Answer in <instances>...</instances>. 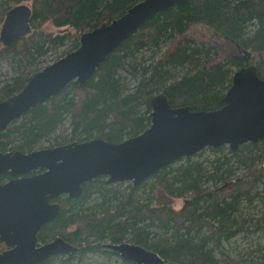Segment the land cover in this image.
Masks as SVG:
<instances>
[{"label": "trees", "instance_id": "obj_1", "mask_svg": "<svg viewBox=\"0 0 264 264\" xmlns=\"http://www.w3.org/2000/svg\"><path fill=\"white\" fill-rule=\"evenodd\" d=\"M24 1L31 2L32 31L11 46L3 45L0 60L9 58L21 67L29 66V70L0 90V100L26 85L39 69L34 67L36 58L70 42L65 54L75 50L84 32L111 22L142 0H0V27L7 12ZM46 23L68 29L49 33L43 28ZM194 23L210 28L215 39L203 43L179 39ZM166 43L172 44L170 48L147 63L144 51L155 48V53ZM231 46L236 51H250L254 58H235L228 51ZM222 47L226 53L221 54L220 61L203 66L204 59L220 56ZM249 64H256L264 78V0H189L184 5H173L123 40L86 85L72 81L59 94L13 121L0 133V149L29 152L96 137L120 142L150 126V100L158 92L165 93L173 107L218 109L232 84V67ZM66 120L71 123L69 138L42 146ZM260 146L264 148V139L247 142L211 160L184 157L137 186L130 181L111 184L104 176L96 177L84 184L81 197L57 198L62 210L40 229L39 240L46 242L59 234L76 244L78 250L62 254L66 262L87 253L120 255L108 244L128 240L156 251L170 264H220L223 242L247 228V221L257 227L251 216L254 213L245 209L255 204V196L264 211V193L255 190L264 182ZM225 148L210 146L197 154L223 152ZM239 167L247 169L246 175L234 178ZM6 179L9 176L0 175V181ZM210 180L221 186H207ZM149 184L184 198L183 205L176 209L163 202L152 204L153 196L145 200L150 191L142 187ZM93 196L97 200L90 204ZM0 244L1 252L6 246ZM58 256L39 264H54Z\"/></svg>", "mask_w": 264, "mask_h": 264}, {"label": "water", "instance_id": "obj_2", "mask_svg": "<svg viewBox=\"0 0 264 264\" xmlns=\"http://www.w3.org/2000/svg\"><path fill=\"white\" fill-rule=\"evenodd\" d=\"M189 0H142L120 17L81 35L80 45L36 72L16 94L0 100V133L37 104L57 95L72 81L86 85L96 69L123 40L157 13ZM32 8L12 7L1 28L0 40L11 46L32 31ZM246 52L244 60L250 59ZM215 110L173 107L163 92L150 100V126L120 142L104 138L73 141L23 152L0 149V264H39L78 247L57 235L41 242L40 229L53 221L62 204L57 198H78L83 186L104 176L109 183L133 181L139 185L163 167L223 144L237 150L241 144L264 139V78L255 64L237 69L232 84ZM135 264H170L156 251L123 241L108 244Z\"/></svg>", "mask_w": 264, "mask_h": 264}, {"label": "rangeland", "instance_id": "obj_3", "mask_svg": "<svg viewBox=\"0 0 264 264\" xmlns=\"http://www.w3.org/2000/svg\"><path fill=\"white\" fill-rule=\"evenodd\" d=\"M23 3L31 5L30 1H24ZM1 28H2V25L0 27V35H1ZM43 28L47 32L53 33V34H57V33H60L68 29V27H61V28L56 27L51 23L44 24ZM178 38L179 39L190 38L191 40L199 42V43L209 42L215 39L213 37V32L210 28H208L207 26L203 24H198V23L192 24L189 27L187 33L185 35L178 36ZM220 44L222 45V43ZM3 45L4 44L0 40V48H2ZM71 45L72 43L70 42L64 47H60L56 50L49 51L45 56L36 58L34 67L39 68L38 71H41L46 66L52 64L53 62L57 61L58 59L68 54V53L65 54V52H66V49L70 48ZM171 45L172 44H167V43L162 44L160 48L157 49V51H155V53L153 51L155 48H152V50L144 51V57L145 59H147V63H150L151 61H153V59L157 60L158 58H160L166 52V50L170 48ZM228 51H230L231 54H234L235 58L239 60L240 59L243 60L246 57L244 52L236 51V49L233 48L232 46L230 47ZM225 53H226V49H223L222 47L220 56L204 59L203 66H208L214 62L220 61L221 54H225ZM232 68H233V74H234V72L237 70V67L234 66ZM28 70H29V66L21 67L16 63V61H13L5 57L2 58L0 60V90H3L6 86L10 85L12 83L11 81L16 76H18L20 73H25ZM127 80H128V83L132 86L133 84L132 78L129 77ZM70 134H71V123H70V120H66L65 123L62 124V126L59 127L56 133L50 138V142L48 141L43 142L42 146H50L52 144H55L57 141L67 140ZM37 149H41V147ZM230 149H231L230 146L226 145V148L223 152L207 150L202 155L198 156V154H196L193 157V160L195 161L197 159H201L203 161L211 160V159H214L215 157L229 154ZM260 149L264 152L263 146ZM263 152L262 154H264ZM234 160L235 159H233V161ZM255 166H258V162L256 163ZM246 172H247L246 168L239 167L233 177L234 178L245 177ZM127 182L129 181H126L125 183ZM206 185L209 187L221 186L220 183H218V185H215L214 180L208 181ZM143 188H145V191H150V193L152 194L151 195L149 192H146L147 199H145V200H148L150 197L153 196L152 204L163 202L164 204H169L176 209L180 208L183 205L184 198H176L172 195H169L165 191L158 188L156 184H154V187H152V184H149L145 187H142V189ZM255 190L257 194L264 193V182L263 181L260 182ZM95 196L91 198L90 204L96 202L97 199ZM258 199L259 198L255 196L254 197L255 204L250 205L249 207L246 206L245 208V209L248 208L251 212L254 213L251 216H253L254 219H256L257 227L253 226L254 224L253 222L247 221V223L245 224L247 228L245 229H250L249 231H245L244 229L243 231L233 236L230 240L223 242V245H224L222 247L223 252L220 253L219 255L220 264H264V211L262 209L263 206L262 207L259 206ZM256 205L258 206L259 209H261L260 211H258L256 207H254ZM251 216H248V219ZM73 228L74 226L70 227L68 230H72ZM57 235L59 234H55V236ZM54 237H52L49 240H52ZM125 241L129 242L128 240H125ZM65 260H66V255H59L54 260V264H135L133 262H125L124 261L125 259H123L120 255L108 254V253H87L81 257L80 256L73 257L70 260V262H66Z\"/></svg>", "mask_w": 264, "mask_h": 264}, {"label": "bare ground", "instance_id": "obj_4", "mask_svg": "<svg viewBox=\"0 0 264 264\" xmlns=\"http://www.w3.org/2000/svg\"><path fill=\"white\" fill-rule=\"evenodd\" d=\"M6 15H7V14H6ZM4 21H5V20H4ZM3 23H4V22H3ZM2 25H3V24H2ZM188 29H189V28H188ZM243 52H244L245 55H246V52H250V51H248V50H244ZM250 54H251V55H250V59L254 58V56H253V54H252L251 52H250ZM255 65H256V64H255ZM75 81H77V80H75ZM78 82H79V81H78ZM79 84H80V82H79ZM80 86H84V85H81V84H80ZM59 93H60V92H59ZM59 93H58V94H59ZM214 110H215V109H214ZM261 140H262V139H261ZM259 141H260V140H259ZM243 144H245V143H243ZM243 144H241V145H243ZM223 145H227V144H223ZM223 145H221V146H223ZM218 147H220V146H218ZM47 148H48V147H47ZM41 149H42V148H41ZM34 150H36V149H34ZM32 151H33V150H32ZM29 152H30V151H29ZM195 155H196V154H195ZM193 156H194V155H193ZM189 157H192V156H189ZM151 176H152V175H151ZM151 176H150V177H151ZM146 180H147V179H146ZM146 180H145V181H146ZM145 181H144V182H145ZM107 182H108V181H107ZM119 182H126V181H117V182H112L111 184L119 183ZM130 182L133 183V181H130ZM144 182H142V183H144ZM108 183H109V182H108ZM142 183H141V184H142ZM133 184H134V183H133ZM134 185H135V184H134ZM139 185H140V184H139ZM136 186H137V185H136ZM82 195H83V194H82ZM80 197H81V196H80ZM70 199H76V198H70ZM57 201H58V200H57ZM59 202H60V201H59ZM60 203H61V202H60ZM61 204H62V203H61ZM60 236H62V235H60ZM62 237H63V236H62ZM74 245H76V244H74ZM76 246H77V245H76ZM77 247H78V246H77ZM115 251H116V250H115ZM129 262H130V261H129Z\"/></svg>", "mask_w": 264, "mask_h": 264}, {"label": "flooded vegetation", "instance_id": "obj_5", "mask_svg": "<svg viewBox=\"0 0 264 264\" xmlns=\"http://www.w3.org/2000/svg\"><path fill=\"white\" fill-rule=\"evenodd\" d=\"M7 180V179H6ZM6 180H2V181H0V183H3V182H5ZM0 242H3V241H0ZM4 244H5V242H3ZM5 246H6V248L5 249H7L8 248V246L5 244ZM4 249V250H5Z\"/></svg>", "mask_w": 264, "mask_h": 264}]
</instances>
